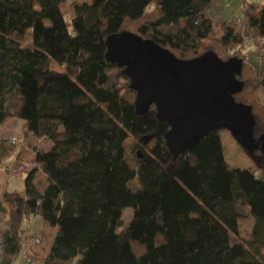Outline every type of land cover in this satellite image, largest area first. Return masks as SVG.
Here are the masks:
<instances>
[{
	"label": "trees",
	"instance_id": "1",
	"mask_svg": "<svg viewBox=\"0 0 264 264\" xmlns=\"http://www.w3.org/2000/svg\"><path fill=\"white\" fill-rule=\"evenodd\" d=\"M69 1L0 0V127L18 119L52 143L35 151L24 191L0 199V264H264V164L229 165L221 130L174 161L168 124L154 106L136 115L129 79L106 59V39L124 31L184 60L243 58L238 79L254 96L235 99L253 107L264 137V74L244 55L246 36L264 52V4L241 0L237 22L224 0H74L66 19ZM34 217L58 228L47 253ZM249 218L250 240L233 243Z\"/></svg>",
	"mask_w": 264,
	"mask_h": 264
},
{
	"label": "water",
	"instance_id": "2",
	"mask_svg": "<svg viewBox=\"0 0 264 264\" xmlns=\"http://www.w3.org/2000/svg\"><path fill=\"white\" fill-rule=\"evenodd\" d=\"M106 46L107 61L123 68L136 93V115L144 116L154 106L157 119L168 124L166 141L174 161L214 130H228L249 153L260 148L253 107L235 99L245 88L238 79L243 59L222 60L207 52L184 60L127 31L109 36Z\"/></svg>",
	"mask_w": 264,
	"mask_h": 264
},
{
	"label": "rangeland",
	"instance_id": "3",
	"mask_svg": "<svg viewBox=\"0 0 264 264\" xmlns=\"http://www.w3.org/2000/svg\"><path fill=\"white\" fill-rule=\"evenodd\" d=\"M225 1V7L223 15L226 19H230L233 21L239 22V15L240 12V1L241 0H224ZM251 3L256 4H264V0H248ZM73 2L74 0H70L65 6L64 11L66 12V19H69L71 15L73 14ZM226 15V16H225ZM219 33V26H215L212 35H217ZM249 38L247 42H245V48H244V55L246 56V63L251 65L256 72L257 78H262L264 74V52L262 45H258L255 40L252 38L250 39L249 36H246V38ZM261 44V42L259 43ZM243 59V58H241ZM52 68L55 70L61 71V68L58 67L56 64L52 65ZM254 90L251 87L244 88V90L240 93V95H247L248 100H251L254 96L253 94ZM255 97L258 98L260 101V104L264 106V87L259 88L255 92ZM246 100V99H245ZM246 104V103H245ZM249 105V104H248ZM222 137H223V144H224V152L225 157L229 165L235 167V168H249L252 166H255L256 164H264V140L263 137H255L257 143L260 145V148L256 150L253 153L247 152L241 145H239L236 140L233 138L231 133L226 130L222 129ZM134 145L141 144L139 141H134ZM13 145V146H17ZM129 160L131 161V156L128 154ZM42 182V179L39 180V183ZM138 179L135 181H131L129 183V187L131 189H134L138 187ZM132 210L126 209L123 211V220L125 223H128L132 218ZM30 231L32 234L35 235H41L40 233L43 232L45 234V237L43 239L42 247L39 246L36 250L39 252L44 251V253L49 252V249L51 247V244L54 240V237L56 236L58 232V228H45L43 226V220L38 217L37 219L30 221ZM254 220L252 218L249 219H242L239 221V236L234 237L231 236V240L233 243L240 242V241H246L250 240L251 238V231L253 227ZM40 232V233H39ZM30 249V248H29ZM31 252V251H30Z\"/></svg>",
	"mask_w": 264,
	"mask_h": 264
},
{
	"label": "crops",
	"instance_id": "4",
	"mask_svg": "<svg viewBox=\"0 0 264 264\" xmlns=\"http://www.w3.org/2000/svg\"><path fill=\"white\" fill-rule=\"evenodd\" d=\"M240 16L241 14L239 18ZM12 138H17V146L12 145ZM51 147V142L28 133L23 122L18 119H12L0 127V199L6 192L24 191V181L33 168L35 151H48ZM37 179H42V186L46 184V176L43 173H40ZM37 218L34 217V220ZM43 226L45 227L44 222Z\"/></svg>",
	"mask_w": 264,
	"mask_h": 264
},
{
	"label": "built area",
	"instance_id": "5",
	"mask_svg": "<svg viewBox=\"0 0 264 264\" xmlns=\"http://www.w3.org/2000/svg\"><path fill=\"white\" fill-rule=\"evenodd\" d=\"M12 144H14V145L18 144V141H17L16 138H12ZM33 242H34L35 245H40V244L42 243V239H41V237L39 236V237H37L36 239H34ZM29 255H30V252L25 251V252H24V258H23V260H24V261L29 260Z\"/></svg>",
	"mask_w": 264,
	"mask_h": 264
}]
</instances>
